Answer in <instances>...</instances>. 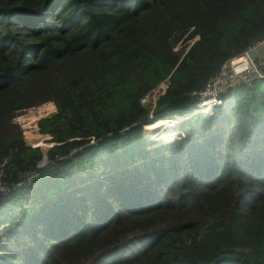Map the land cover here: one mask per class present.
<instances>
[{"label": "trees", "instance_id": "obj_1", "mask_svg": "<svg viewBox=\"0 0 264 264\" xmlns=\"http://www.w3.org/2000/svg\"><path fill=\"white\" fill-rule=\"evenodd\" d=\"M263 38L264 0H0V258L264 264V79L187 137L141 135ZM49 103L39 169L15 119Z\"/></svg>", "mask_w": 264, "mask_h": 264}, {"label": "rangeland", "instance_id": "obj_2", "mask_svg": "<svg viewBox=\"0 0 264 264\" xmlns=\"http://www.w3.org/2000/svg\"><path fill=\"white\" fill-rule=\"evenodd\" d=\"M256 56V53H254L253 58H250L252 62H254L253 64L257 67H262L264 69V59H261V62L254 58ZM256 59V61L258 60V63L254 60ZM164 90V85L160 86L153 94H151L149 97V100H152L151 102V106H152V116L150 117V121L153 122L152 120H155V118H157L156 116H158V113L156 111V105H155V98H157V96L162 93ZM216 108V107H215ZM211 109V108H210ZM55 111V107L53 106V104H45L37 109H31L29 111L23 112L22 115L18 116L15 119V122L17 124H19L23 136H24V140L28 145H33L35 147L40 148L41 152H42V160L39 161V163H37V167L38 168H44L48 165V157H47V152L48 150L52 147V143H50L48 137L46 136H42L38 133V122L45 117H48L49 115L53 114ZM212 113V112H211ZM211 113L206 112L204 113V115H210ZM198 115L196 114V116H194L192 119H188L187 122L183 123V119L181 118H176L177 116H172V117H165L162 118V121L158 122V121H154L152 124L148 125V126H143L141 129V135L144 138V144L145 146H147V149L159 146L161 143H165L166 141H161L158 144H156V142L154 143L153 140H159L161 139V135L166 131V130H174L175 132V126L176 124H179V127L182 130H185L186 134H183L179 137L183 138V137H187L191 134V132L185 127L187 126L186 124H190V123H195L201 120L200 117H197ZM173 120V121H170ZM185 124V125H184ZM170 128V129H169ZM186 128V129H185ZM198 129V130H197ZM196 132L200 131L201 128H197ZM193 133H195V131H193ZM172 140V139H171ZM170 141V139H169ZM103 171H100L94 179H96L100 173ZM93 182V181H92ZM90 182V183H92ZM3 244H5V246L8 245V239L6 237V239L4 240ZM0 261H4V259H0ZM4 263H7V261H5Z\"/></svg>", "mask_w": 264, "mask_h": 264}, {"label": "built area", "instance_id": "obj_3", "mask_svg": "<svg viewBox=\"0 0 264 264\" xmlns=\"http://www.w3.org/2000/svg\"><path fill=\"white\" fill-rule=\"evenodd\" d=\"M264 49V38L255 43L248 51L259 52ZM248 51L239 58L229 61L204 89L194 95L198 96V108L209 109L220 103L222 94L237 84L249 86L253 80L264 78L263 71L255 66L248 56ZM155 94V93H154Z\"/></svg>", "mask_w": 264, "mask_h": 264}, {"label": "clouds", "instance_id": "obj_4", "mask_svg": "<svg viewBox=\"0 0 264 264\" xmlns=\"http://www.w3.org/2000/svg\"><path fill=\"white\" fill-rule=\"evenodd\" d=\"M248 51V50H247ZM246 51V52H247ZM251 51V50H250ZM249 52V51H248ZM253 52V51H252ZM253 53H255V52H253ZM257 53V52H256ZM244 54V53H243ZM242 54V55H243ZM249 56V55H248ZM240 56H238V57H236V58H239ZM236 58H234V59H236ZM250 58V57H249ZM233 60V59H232ZM254 63V62H253ZM262 71H263V73H264V69L262 68V67H259ZM262 79H264V78H262ZM262 79H256V80H262ZM253 81H255V80H253ZM239 84H237L236 86H238ZM243 86V85H242ZM234 87V86H233ZM232 88V87H231ZM230 89V88H229ZM228 89V90H229ZM228 90H226L223 94H222V96H221V98H220V103L218 104V105H216V106H213V107H211V109L209 108V109H206V110H204V109H201V108H198L197 107V104L199 103V98H198V102L193 106V108L190 110V112L187 114V115H185V116H180V115H177V117L176 118H181V119H186L183 123H185V122H187V120L189 119H192L194 116H196V114L198 115L197 117H200V115H204V113H206V112H209V113H211L212 111H213V109L215 108V107H218V106H220L221 105V103H222V99H223V97H224V95L227 93V91ZM198 97V96H197ZM152 116V109H151V115H150V117ZM174 116H176V115H174ZM150 117H149V119H150ZM150 121V120H149ZM158 122H160V121H162V119L161 120H157ZM152 124V123H151ZM192 123H190V124H186L187 126L188 125H191ZM150 125V124H149ZM185 125V124H184ZM144 126H148V125H144ZM187 126H185V127H187ZM143 127V126H142ZM186 129V128H185ZM188 129V128H187ZM126 130H128V129H126ZM189 130V129H188ZM42 136H44V135H42ZM179 136H181V135H177V136H175V137H171L170 138V141H173V140H176V139H181V137H179ZM47 137V136H46ZM184 138V137H183ZM48 139H49V137H48ZM172 139V140H171ZM25 141V140H24ZM169 141V139L165 142V143H167V142H170ZM25 144L27 145V146H29V147H32V148H38V147H35V146H33V145H28L26 142H25ZM161 144H164V143H161ZM160 144V145H161ZM52 147H53V144H52ZM157 147V146H156ZM40 149V148H39ZM64 159V157H60V158H58V160H63ZM48 164H49V160H48ZM45 168V167H44ZM39 169H43V168H39ZM37 176L35 175V176H32L31 178H30V180H32V179H35ZM29 182V181H28ZM21 185L22 184H18V185H16L15 186V188H20L21 187ZM14 188V189H15ZM10 191V188L9 189H3V188H0V192H9ZM0 259H2V258H0ZM3 259H4V261H7V263H5V264H10V262H9V260L6 258V257H3Z\"/></svg>", "mask_w": 264, "mask_h": 264}, {"label": "crops", "instance_id": "obj_5", "mask_svg": "<svg viewBox=\"0 0 264 264\" xmlns=\"http://www.w3.org/2000/svg\"><path fill=\"white\" fill-rule=\"evenodd\" d=\"M254 58L258 59L261 62V59H264V49L257 52Z\"/></svg>", "mask_w": 264, "mask_h": 264}, {"label": "water", "instance_id": "obj_6", "mask_svg": "<svg viewBox=\"0 0 264 264\" xmlns=\"http://www.w3.org/2000/svg\"><path fill=\"white\" fill-rule=\"evenodd\" d=\"M248 55H249L250 58H253L254 53L252 51H249Z\"/></svg>", "mask_w": 264, "mask_h": 264}, {"label": "bare ground", "instance_id": "obj_7", "mask_svg": "<svg viewBox=\"0 0 264 264\" xmlns=\"http://www.w3.org/2000/svg\"><path fill=\"white\" fill-rule=\"evenodd\" d=\"M186 120V119H183V121ZM174 131V130H173ZM176 133L174 132V135L172 137H175ZM153 140V139H152ZM155 141H158V142H161L159 140H155Z\"/></svg>", "mask_w": 264, "mask_h": 264}]
</instances>
